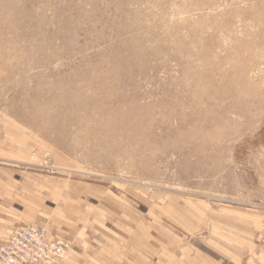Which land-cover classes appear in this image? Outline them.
<instances>
[{
    "label": "rangeland",
    "instance_id": "374dc122",
    "mask_svg": "<svg viewBox=\"0 0 264 264\" xmlns=\"http://www.w3.org/2000/svg\"><path fill=\"white\" fill-rule=\"evenodd\" d=\"M0 166L48 234L264 264V0H0Z\"/></svg>",
    "mask_w": 264,
    "mask_h": 264
},
{
    "label": "crops",
    "instance_id": "0c3cea01",
    "mask_svg": "<svg viewBox=\"0 0 264 264\" xmlns=\"http://www.w3.org/2000/svg\"><path fill=\"white\" fill-rule=\"evenodd\" d=\"M14 150L10 152L9 149H4L3 153L9 157H12L13 153L17 157L25 154L21 149ZM24 183L23 177L16 174L13 169L0 166V245L8 242L12 230L19 225L29 224L33 220L47 221L45 218L48 212L44 201L40 202L38 199L36 202L31 199L35 197L30 195L29 184L26 186ZM68 225L69 228L58 223L47 226L51 238L63 237L69 242L74 241V250L61 264H179L180 256L174 254L168 245L172 237L165 239L163 237L165 233H160L162 231L150 228L145 232L143 229L135 230V225H128L127 228L135 232L129 241L127 234L124 236L126 244L124 243L123 255L121 244L106 242L100 248L90 245L88 237L83 235L76 225ZM131 235L132 233L129 234ZM160 247L163 253L157 257Z\"/></svg>",
    "mask_w": 264,
    "mask_h": 264
},
{
    "label": "built area",
    "instance_id": "2783aa9c",
    "mask_svg": "<svg viewBox=\"0 0 264 264\" xmlns=\"http://www.w3.org/2000/svg\"><path fill=\"white\" fill-rule=\"evenodd\" d=\"M70 243L51 238L43 225L30 223L14 228L7 243L0 245V264H54Z\"/></svg>",
    "mask_w": 264,
    "mask_h": 264
},
{
    "label": "bare ground",
    "instance_id": "6f19581e",
    "mask_svg": "<svg viewBox=\"0 0 264 264\" xmlns=\"http://www.w3.org/2000/svg\"><path fill=\"white\" fill-rule=\"evenodd\" d=\"M2 245H3V244H2ZM68 250H69V249H67V250L65 251L64 255L67 253ZM59 260H60V259H59ZM59 260H57L54 264H57Z\"/></svg>",
    "mask_w": 264,
    "mask_h": 264
}]
</instances>
